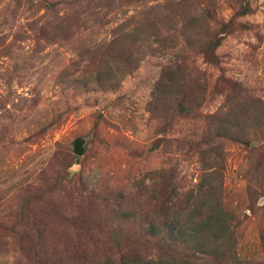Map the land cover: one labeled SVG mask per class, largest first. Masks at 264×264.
<instances>
[{
  "label": "rangeland",
  "instance_id": "obj_1",
  "mask_svg": "<svg viewBox=\"0 0 264 264\" xmlns=\"http://www.w3.org/2000/svg\"><path fill=\"white\" fill-rule=\"evenodd\" d=\"M138 1L0 0V264L153 256L156 219L206 204L222 252L211 230L179 264H264V0Z\"/></svg>",
  "mask_w": 264,
  "mask_h": 264
},
{
  "label": "trees",
  "instance_id": "obj_2",
  "mask_svg": "<svg viewBox=\"0 0 264 264\" xmlns=\"http://www.w3.org/2000/svg\"><path fill=\"white\" fill-rule=\"evenodd\" d=\"M134 1L139 2L138 0ZM170 5L173 4H168V6ZM161 6L162 4L152 6L150 8L152 9L151 11L146 12L142 19L137 20V26L134 28V31L142 30L143 26L153 25L157 20V16L152 15V11L153 9ZM163 7H165V5ZM204 16V14H195L191 12L187 21L194 23L198 22L200 29L205 28L204 30H206V32L204 33H210V28L208 27V25L204 24L202 27V23L206 21ZM125 25H128V23ZM226 29L227 27L225 25H221L219 30L224 32V30ZM154 35H158L159 37L161 36L159 33ZM201 35H203L202 32ZM165 40L166 39L163 38L160 41L165 42ZM219 45L220 41L218 40V38L214 37L213 40H208L206 43H204V48L201 51L202 54L210 57V62L212 61V64L214 66H218L220 64L219 57L215 54V51L217 50ZM123 59L124 58L121 57V59L118 60L122 61ZM219 123L222 126L224 136L227 137V132L223 127L227 123V120L224 118ZM220 162H222V158L214 157L213 167H215L216 169L208 172L207 174H205L206 176L204 175V177L202 178V183L208 185V192L206 195V197L208 198L210 197V191L215 187V185H212V182L216 179L218 180V178L220 179V174L217 171ZM206 205V209H204V207L199 208L198 214H200L201 217L194 221V224L197 226V228L200 229L199 231L190 232L189 230H191V228L188 230V232L184 230V225H187L189 223L193 224V221L190 217L185 218L186 221L183 217H179V215H175L173 217H159L146 230L147 238L154 241V245L158 247L156 249L157 253H155V255L141 256L139 253L134 252L133 249H127L125 253L120 254L121 257H119L118 263H116L115 260H111L107 261V264H179L181 259L174 256L176 254L175 246H177L178 243H191V245L197 246L198 244L194 242H198L197 239L199 238H204L203 236L210 233L211 230H213V234L211 235L212 238H214L213 241L215 242V245L213 252H210L206 255L213 257L217 254H221L222 251L219 249V247L221 246V243L224 242L225 237H228V234L225 235V224L227 220L226 218L224 219L222 211L217 208V205H215L214 207L209 204ZM189 251L194 253L196 249L190 248ZM185 261L186 260H183L182 264H188Z\"/></svg>",
  "mask_w": 264,
  "mask_h": 264
},
{
  "label": "water",
  "instance_id": "obj_3",
  "mask_svg": "<svg viewBox=\"0 0 264 264\" xmlns=\"http://www.w3.org/2000/svg\"><path fill=\"white\" fill-rule=\"evenodd\" d=\"M82 142V139H76L73 143V152L78 156L82 155L83 153V148L81 147Z\"/></svg>",
  "mask_w": 264,
  "mask_h": 264
}]
</instances>
